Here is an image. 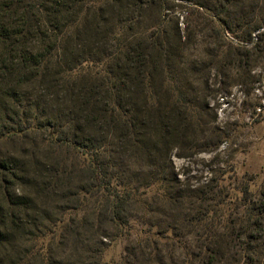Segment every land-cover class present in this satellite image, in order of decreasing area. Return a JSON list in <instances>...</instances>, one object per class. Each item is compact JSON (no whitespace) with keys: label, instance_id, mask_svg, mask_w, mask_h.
Returning a JSON list of instances; mask_svg holds the SVG:
<instances>
[{"label":"trees","instance_id":"obj_1","mask_svg":"<svg viewBox=\"0 0 264 264\" xmlns=\"http://www.w3.org/2000/svg\"><path fill=\"white\" fill-rule=\"evenodd\" d=\"M89 1L93 14L103 12L112 1L116 16L119 18L121 14V6L113 7L118 0ZM155 1L160 16L165 17V14L161 15L162 7L174 0ZM181 1L186 2L188 8L209 16L221 47L226 46L229 53L235 52L240 62L247 61L253 51L261 56L264 54V31L260 32L259 41L252 49L242 44L246 40L253 42L252 33L264 27V0ZM144 3L137 0L133 14L139 12ZM68 4L71 11L74 7L82 9L87 3L86 0H12L0 5V80L10 84L8 77L18 75L21 83L33 80L42 85L49 81L48 87H64L71 92L75 91L74 85L78 81L85 83L75 91L79 105L75 102L73 106L69 105L71 111L68 113H64L67 110L65 106L62 109L59 100L57 106L62 111L49 108V103L47 107L43 106L29 95L22 97L25 92L20 83L11 87L12 81L9 87L0 86L3 95L0 141L29 142L32 149L47 154L45 162H37L36 153L32 152L29 153L33 162L27 161L23 153L0 155V245L11 244L17 228L32 238L27 223H16L18 209L35 204L33 197L22 191L24 183L33 187L35 193L48 197L49 203L44 201L47 206H51L56 198L64 199L62 211L71 210L75 215L64 222L61 237L75 239L89 221L92 226L102 217L108 225L102 233L100 228L95 229L94 235L110 240L127 234L131 221L137 219L136 212L144 203L143 196L150 192L166 194L169 204L178 201L181 217L188 215L182 204L186 196H192L191 191L193 197L198 198L195 194L201 192L197 187L190 191L182 189L176 174L171 171L169 175L170 171L165 168L160 170L157 159L160 142L165 143L161 134L179 133L194 121L187 90H180L171 83L174 48L171 35L166 31H152L127 41L125 30L130 29V25L125 22L128 20L125 15V20L121 19L112 31H108L100 49L87 46L80 39L81 31H72V26H65L62 20L63 8ZM81 14L82 20L87 19L86 12ZM34 28L36 31H32ZM227 32L241 40H226ZM86 36L93 37V31H88ZM72 37V43L67 45ZM70 47L76 59L73 65H60L53 72L59 55ZM93 64L97 65L94 76L90 75ZM154 72L163 74L161 84L166 83L171 92L162 111L161 99L154 91ZM50 94L43 95L50 100ZM174 112L181 128L170 126ZM33 163L38 167L33 168ZM16 182L18 187H15ZM91 194L98 198L93 209L84 205ZM71 195L76 197V204L66 205L70 204ZM79 211L82 212L80 217ZM174 220L178 218L174 217ZM149 225L156 230L155 234H159L157 225ZM177 229L178 225L170 222L166 230L174 233ZM100 242L104 244L102 240ZM135 243L126 248L124 264H161L155 261V248L146 253L139 240ZM197 247L202 248L203 244L197 243ZM45 256L46 264H69L68 259L57 260L48 253ZM14 257L17 256L8 253L1 261L19 264ZM25 258L28 260L26 255L20 259L25 261Z\"/></svg>","mask_w":264,"mask_h":264},{"label":"rangeland","instance_id":"obj_2","mask_svg":"<svg viewBox=\"0 0 264 264\" xmlns=\"http://www.w3.org/2000/svg\"><path fill=\"white\" fill-rule=\"evenodd\" d=\"M7 1L12 0H0V5ZM136 2H114L113 7L121 6L119 18L111 3L103 12L93 14L89 0H86L83 10L74 7L69 11L68 4L61 16L65 26L71 25L72 31H81L80 39L87 46L98 49L106 40L108 31H112L125 15L128 19L125 22L130 25V29L125 30L127 41L152 31H166L171 35L174 43L171 83L180 90H187V97L192 101L190 113L194 115V121L179 133L161 134L165 143L160 142L157 159L160 170L165 168V171H170L169 175L172 172L176 174L182 189H201L195 194L199 197H193L190 191L192 196H186L182 203L183 211L188 215L181 217L178 213L182 209L178 201L169 204L166 194L150 192L143 196L144 203L136 212L137 219L131 221L127 234L110 240L94 235L95 229L100 228L102 233L108 225L102 217L96 219L92 226L89 221L81 229L79 238L75 239L61 237L64 222L75 215L71 210L62 211L64 199L56 198L51 206H47L44 201L49 203L48 197L35 193L33 187L24 183L22 191L29 193L35 204L28 205L27 209H18L16 223H27L32 238L17 228L11 244L0 245V264L8 253L17 256L14 258L19 264H46L47 253L57 260L68 259L69 264H124L126 248L132 243L136 245L135 240L145 246L146 253L155 248V261L161 264H264V54L261 56L253 51L247 61L240 62L235 52L229 53L226 46L221 47L209 16L188 8L186 2L174 0L166 3L161 13L165 17L160 16L155 0H143L145 3L139 12L133 14ZM82 11L86 12L87 19H81ZM32 31H36L35 28ZM88 31H93V37L86 36ZM262 31L264 27L254 31L253 42L243 41V46L252 49ZM237 33L242 35L241 31ZM73 38L68 39L67 45L72 43ZM225 39L233 42L241 40L228 32ZM74 60L75 54L72 55L70 47L59 55L53 72L60 65H73ZM96 67L94 64L90 67V75L94 76ZM17 76L8 77L10 84L0 80V86L9 87L12 81L11 87L20 83L24 85L25 94L22 97L29 95L43 106L49 103V108L62 111L57 106L59 100L62 109L65 106L67 110L64 113L71 111L69 105L73 106L74 102L79 105L75 91L85 85L80 80L74 85L75 91L71 92L64 87H48V80L42 85L33 80L21 83ZM162 77L159 72L153 74L154 91L161 99V111L171 94L166 83L161 84ZM49 93L50 100L43 95ZM2 97L0 92V101ZM175 115L174 112L170 121L172 129L181 128ZM30 145L18 140H2L0 155L23 153L27 161L33 162L34 158L29 153L32 152L36 153L37 162H45L46 151L34 150ZM33 164V168L38 167ZM15 187H18L17 182ZM70 197L72 200L66 205H75L76 197ZM87 197L84 205L93 209L98 202L97 195ZM81 213L79 211V217ZM86 214L91 215L90 212ZM174 217L178 220L175 221ZM148 222L157 225L159 234H155L156 230ZM170 222L178 225L174 233L166 230ZM197 243L203 244V247L195 248ZM76 245L78 247L74 248ZM24 255L28 256V260L20 259Z\"/></svg>","mask_w":264,"mask_h":264}]
</instances>
